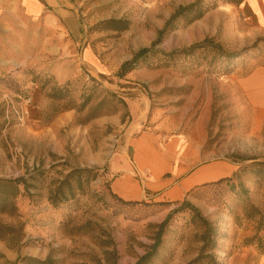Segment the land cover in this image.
I'll return each instance as SVG.
<instances>
[{
	"label": "rangeland",
	"instance_id": "1",
	"mask_svg": "<svg viewBox=\"0 0 264 264\" xmlns=\"http://www.w3.org/2000/svg\"><path fill=\"white\" fill-rule=\"evenodd\" d=\"M195 1L63 0L75 15L71 26L56 13L27 17L23 0H0V178L25 176L30 184L21 189L16 215H0V222L22 228L18 243L0 241V264L48 256L55 264H106L111 251L116 264H133L169 215L162 237L170 264L181 250L198 251L205 231L180 206L183 200L213 224L219 264H264V218L245 215L246 200L264 215V114L250 107L239 86L242 75L264 64V42L242 4L205 0L217 7L190 24L178 21L154 53L117 76L176 9ZM106 20L127 21L129 28L98 25ZM204 38L220 49L173 53ZM107 92L126 106H110ZM53 93L62 98L53 100ZM136 139L161 149L186 145L195 154L192 164L233 163L241 169L235 183L247 196L223 183L180 202L123 204L108 185L134 166ZM76 170L82 172L67 178L72 194L63 186L66 200L55 199Z\"/></svg>",
	"mask_w": 264,
	"mask_h": 264
},
{
	"label": "trees",
	"instance_id": "2",
	"mask_svg": "<svg viewBox=\"0 0 264 264\" xmlns=\"http://www.w3.org/2000/svg\"><path fill=\"white\" fill-rule=\"evenodd\" d=\"M205 0H196L193 3H190L186 6H181L178 9L174 11V13L167 19L163 27L157 31V36L155 40L150 44L149 47H144L138 49L132 56L130 60L125 61L120 66V69L117 73V76L119 78L124 77L129 71L135 68V66L138 64L139 60H143L147 54L154 53L155 52V46L160 44L162 42V39L170 32L175 30L177 27L178 21H183L185 24H190L193 21L200 19L203 17L208 11L211 9L217 7V2L211 3L210 5H207L204 3ZM227 2L240 4L243 2V0H228ZM99 26H102L104 29L108 30H126L129 28V24L127 21L122 20H106L98 24ZM258 41H263L264 38L257 39ZM204 47H212L217 50L220 49V46L215 44L211 38H204L201 42L197 44H193L189 46L188 48L182 49L180 51H174V54H191L193 51L204 48ZM107 95L109 97L110 106H113L114 102L121 103L123 106H126L125 102L122 101L120 98H118L115 94L108 93ZM49 97L53 98V100H60L62 97H60V94H50ZM92 99V93L87 96V98L84 100V102L79 106V110L84 108L86 104H88ZM106 99H101L99 103L93 107V111H98L102 104L105 102ZM115 110L112 111L114 113ZM240 168H238L237 172L233 173L231 176H225L218 178L216 180L204 182L200 185H196L193 188L189 189L186 192L185 197H187L190 194H197L198 191L202 188L208 187V186H218L223 183L228 185L230 189L236 190L239 195L247 196L246 194L248 190H245L242 188V184L235 183V180L238 177V172H240ZM253 171V172H252ZM262 170L261 169H254L250 170V173H254V175L260 174ZM81 173L82 170H76L71 173H69L63 181L59 184V187L56 191V198L60 195V198L62 200H66L67 196L62 191L63 186H67L69 189V193H71L70 185L67 182V178L72 175V173ZM28 177L25 176H19L16 178H0V215H8V216H14L17 212V198L21 194V189L28 190V187L30 184L28 183ZM109 187V185H108ZM109 194L122 202L125 205H135V204H162L163 202L170 203V202H180L179 200L175 201H153V202H147L145 200H125L117 195H115L113 192L109 189ZM57 200H53V204L57 205ZM180 206L186 207L187 209H190L193 213V221L197 222V224L203 226L205 228V231L200 237V241L202 245L200 246L198 250L197 256L189 261L186 264H219L217 261V254L218 252H221L222 249L217 243V239L215 237V228L213 227V224L209 222L206 218H204L191 203L187 200H183L180 203ZM245 215L247 218H253L254 216L258 215L260 218H264V215L260 213V211L252 205L249 200H246L245 203ZM178 210V209H177ZM170 218V215L167 216L159 225L158 230L155 233L152 243L146 247L145 252L140 255L136 261L133 264H165V261L163 259V251H164V245H163V233L164 228L167 225V221ZM262 226V223L260 222L259 227ZM22 236V228L21 225H10L5 224L3 222H0V241H4L7 244H15L20 241V238ZM107 257H105V263L106 264H116V254L114 251H111V253H106ZM112 258V261H108L109 258ZM25 264H55V260H53L50 256H48L44 260H39L36 258L28 257L25 259ZM101 264V263H99Z\"/></svg>",
	"mask_w": 264,
	"mask_h": 264
},
{
	"label": "crops",
	"instance_id": "3",
	"mask_svg": "<svg viewBox=\"0 0 264 264\" xmlns=\"http://www.w3.org/2000/svg\"><path fill=\"white\" fill-rule=\"evenodd\" d=\"M249 18L254 21L257 34L264 38V0H243L241 3ZM23 7L27 17L36 19L47 12L55 13L67 19L71 26H75V15L70 8H65L63 0H23ZM75 24V25H74ZM239 86L246 96L250 107L260 114H264V64L252 68L239 78ZM146 143L151 144L148 140ZM156 147L163 159L168 163L167 168L156 175L147 165L140 166L135 162L133 167H126L125 173L114 175L109 180V189L118 197L125 200L151 199L182 200L186 192L196 185L231 176L237 172V167L227 160L200 162L192 164L195 154H189V147L181 143H170L164 148ZM134 150V146H133ZM217 171L216 177H211ZM7 255V251L3 250ZM198 251L185 253L179 251L170 264H186L193 260ZM232 259L229 256L228 261Z\"/></svg>",
	"mask_w": 264,
	"mask_h": 264
},
{
	"label": "bare ground",
	"instance_id": "4",
	"mask_svg": "<svg viewBox=\"0 0 264 264\" xmlns=\"http://www.w3.org/2000/svg\"><path fill=\"white\" fill-rule=\"evenodd\" d=\"M134 160L138 165H147L156 175L167 168L168 163L163 159L161 153L152 144L146 143L143 139L133 141ZM217 171L211 177H216Z\"/></svg>",
	"mask_w": 264,
	"mask_h": 264
}]
</instances>
